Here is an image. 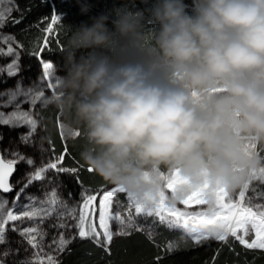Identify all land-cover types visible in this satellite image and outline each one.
Masks as SVG:
<instances>
[{"label":"clouds","instance_id":"9594fccd","mask_svg":"<svg viewBox=\"0 0 264 264\" xmlns=\"http://www.w3.org/2000/svg\"><path fill=\"white\" fill-rule=\"evenodd\" d=\"M187 7L157 0L151 33L140 11L118 12L114 30L106 14L82 23L44 102L62 115L66 138L82 139L88 168L149 206L162 192L178 206L196 190L211 206L220 189H241L264 168V0ZM79 49L93 51L77 58ZM177 171L186 183L165 191Z\"/></svg>","mask_w":264,"mask_h":264},{"label":"snow or ice","instance_id":"6c2138e0","mask_svg":"<svg viewBox=\"0 0 264 264\" xmlns=\"http://www.w3.org/2000/svg\"><path fill=\"white\" fill-rule=\"evenodd\" d=\"M9 5L12 0H8ZM14 9L11 6L5 7L4 0H0V27H3L6 18ZM60 17L58 15H52V23L48 24L45 32H51L53 24H55ZM19 23V21H13ZM4 37V40H7ZM58 41H52L51 47H49L50 41L48 37L44 38V47L40 51L50 53L56 50V44ZM14 49L11 45L7 48L5 53L3 49H0V56H12ZM40 63L43 66V76L47 81V87L52 88L54 91V83L51 79L53 63L41 60ZM8 75L14 76L17 69V60H13L8 66ZM18 70V69H17ZM17 95H23L30 97V100L25 102L34 105L36 101L45 97L44 91L32 90L25 91L19 86L15 93H12L9 97V103H13L17 99ZM19 108V104L16 105ZM13 122H20L30 126V131L34 133L37 128V121L29 113V111H13L7 118H4V114L0 112V124H11ZM79 135V133L77 134ZM26 139V137H24ZM251 147L256 148L255 145ZM68 154L67 147H64L62 153L56 156L54 162L45 164L36 170L29 176L27 183L20 188L19 195L24 193L26 188L36 181H45V174L55 170L54 175L58 174H76L78 169L76 167H65L62 162L65 156ZM24 158L21 157V160ZM15 160L5 161L0 158V190L3 193H10L13 191V186L9 183V178L14 171ZM28 165H33L34 161L31 158L26 160ZM89 173H92L91 168H87ZM264 181V168H260L253 173V179ZM78 180V178H77ZM242 187L238 194L236 191L230 192L225 189L218 191L217 199L211 206H206L207 201L203 197L201 190L193 191L192 194L183 200L180 204L184 207L169 206L165 202V193L160 194L159 200L155 201L152 205H146L145 203L135 200L130 194H127L128 211L127 215H123L117 212L115 215L112 212L113 198L117 196V193H125V190L120 186L112 187L110 190L101 188L96 194H90L89 189L84 188L81 193L82 204L69 207L68 204L60 199L58 193L53 190L50 196L46 192L48 197L45 200L39 201L40 207L34 206V203H30L28 210L21 211L19 215L14 214L12 210H5L8 201L0 197V244L6 241V225L9 221H20L23 219L32 220L35 217H40L39 223H43L45 217H52L55 215L56 219L60 222L53 224L54 228H68L69 225L64 222L66 220L73 221L72 227L78 230V237L81 239L91 238L93 242L102 246L105 251H108L109 246L114 236H128L133 229L137 231H143V229L137 224L139 218H152L153 222H159L162 225H166L168 228H176L184 230L187 235L195 244H200L209 238H214L217 241L227 243L230 238L238 241L240 245L245 249H260L264 250V203H253L252 197L246 196V190L249 189L251 182ZM186 179L182 177L179 172L168 174V178L165 183V191L174 192L177 186L185 184ZM82 186V185H81ZM83 187V186H82ZM206 187V185H205ZM102 192V195L100 193ZM257 195L264 199V192L257 193ZM97 196H100L98 209L93 203L97 200ZM31 199V198H30ZM117 202V207H119ZM196 206V207H193ZM134 209V214H133ZM98 213V227L96 223ZM115 222L118 225V230L113 232L111 229V223ZM99 229V230H98ZM13 231H17L16 226H12ZM102 230V231H101ZM250 233H254V238L249 237ZM20 235L25 238L28 245L32 249H36V259L31 261H24L21 264H61L57 255L45 253L43 236L45 233L39 227L24 228ZM40 238L39 240L37 238ZM151 238V233H149ZM75 239V237H73ZM52 243L56 246L55 252L58 254L65 250V247L71 243V240L66 239L64 234H59V240L53 238ZM51 248V246H49ZM179 248V243H168L167 251L171 252ZM8 253L4 252L2 255L6 256ZM42 257H46V262ZM160 257H157L159 260ZM0 264H4L0 259ZM213 264H215V257H213Z\"/></svg>","mask_w":264,"mask_h":264},{"label":"trees","instance_id":"16d2710c","mask_svg":"<svg viewBox=\"0 0 264 264\" xmlns=\"http://www.w3.org/2000/svg\"><path fill=\"white\" fill-rule=\"evenodd\" d=\"M16 11L5 21V28L20 44L22 54L23 75L27 78L35 77L39 73V61L50 58L62 68L64 59L61 53L67 39V35L75 31L82 23L91 25L92 18L101 14L109 16L107 27L114 30L112 20L117 18V13L143 12L142 30L151 33L159 30V23H150V9L157 0H14ZM90 5L87 13L81 12L83 3ZM188 5L186 11L192 14L193 0H184ZM52 15H58L60 19L53 24L51 32H45L48 24L52 23ZM13 21H19L14 23ZM48 37L51 47L52 41H58L56 50L46 53L40 51L44 47V38ZM120 44L126 41L117 37ZM93 49L77 50V58L87 55ZM96 51H106L96 49ZM122 57H117L120 59ZM9 78L0 74V90L7 86ZM41 129L38 138L45 145L49 155H60L67 147L68 154L62 164L65 167H76V174L54 175L64 197L75 198L84 188L98 191L111 184L104 181L94 171L89 173L87 166L80 158V138H68L64 140L60 134L58 122L63 120L62 115L53 107H41L38 110ZM14 135V131L0 126V147L5 145ZM258 151L263 153L264 149ZM78 178V180H77ZM255 181L251 182L253 185ZM256 184V183H255ZM83 187H82V186ZM264 188L257 185L254 190L249 188V195L261 193ZM156 233L151 235L145 231L133 229L128 236H116L108 251L102 246L96 245L91 238H75L71 244L57 257L61 264H264V250H249L230 238L227 243L206 240L195 244L190 237L182 233L166 228L158 221L153 222ZM179 243V248L171 252L167 251L168 243ZM157 257H160L157 260ZM4 264H15L10 260H3Z\"/></svg>","mask_w":264,"mask_h":264},{"label":"rangeland","instance_id":"374dc122","mask_svg":"<svg viewBox=\"0 0 264 264\" xmlns=\"http://www.w3.org/2000/svg\"><path fill=\"white\" fill-rule=\"evenodd\" d=\"M4 6L8 7L11 6L14 10L10 13V15L6 18V20L16 11V4L14 0H12V3L9 5L8 0H4ZM5 20V21H6ZM4 37H7V40H4ZM11 45L13 47L14 54L12 56H0V74H2L4 77L9 78V82L7 86H5L2 90H0V112L4 114V118H7L13 111H29V113L33 116L34 119L37 121V128L34 133L30 131V126L20 123V122H13L11 124H0V126L7 127L14 131V135L8 140V142L5 145L1 144L0 147V155L1 158L5 161L8 160H15L16 163L14 164V171L12 175L9 178V183L13 186V191L10 193H3L2 190H0V197L3 199H6L8 201V204L5 206V210H12L14 214L19 215L21 211L28 210V206L30 203H34V206L39 208L40 204L39 201L45 200L48 197H46L45 193L47 192L50 196L51 191L55 190L60 199L65 201L68 206L71 208L75 205L82 204L81 200V193L83 190L79 192V195L75 198L71 197H64L63 193L60 190V187L56 181H54V171L52 170L45 174V181H36L33 182L32 185L28 186L24 193L19 195V198L17 199V194L20 192V188L23 187L31 174H33L36 170H38L40 167L44 166L47 163L54 162L57 155H49V152L47 151L45 145L42 143V141L38 138V134L40 131V118L38 115V109L41 107H44L45 99L52 94L53 89L47 87V81L45 80L43 76V66L39 61V73L32 78L25 77L23 73V65H22V54L20 49V44L16 40L15 36L11 34L9 31L5 28V22L3 27H0V49H3L4 52H7V48ZM13 60H17V69H14L15 75L9 76L8 75V64L12 63ZM46 62L53 63V69L52 71V81L55 82L57 74H63V72L60 71V68H58V65H56L53 60L50 58L48 59H42ZM18 86L25 90H32L35 91H44L46 93L45 97L41 98L40 100L36 101L34 105H30V103L25 102L26 100H30V97H25L23 95H17V99L13 103H9V97L12 93H15L17 91ZM17 104H19V108H17ZM62 121L60 120L58 122V127L60 134L64 140L68 139L64 136L61 128L60 123ZM26 137V139H24ZM258 151V149H257ZM264 153V152H263ZM21 157L24 159L21 160ZM28 158L33 159L34 164L28 165L26 163V160ZM255 183L257 185L264 184V181H260L258 179H254ZM258 182V183H257ZM253 183V185H250L249 188L254 190V187L256 184ZM116 185L111 184L110 186L105 187L107 190H110L112 187H115ZM240 189L236 190V193L238 194V191ZM90 194H96L97 191L89 190ZM264 192V191H263ZM102 195V192L100 193ZM246 196L253 198V203H264V199H261L256 193L252 192L250 195L246 190ZM31 198V199H30ZM100 196H97V200L93 203L96 205L98 209ZM117 202L119 203V207H117ZM177 207H184L183 205L179 204ZM196 207V206H193ZM128 211V204H127V193H117V196L113 198V206H112V212L115 215L117 212L127 215ZM134 214V209H133ZM41 220L40 217H35L32 220L23 219L20 221H9L8 225H6V241L3 244H0V259L2 260H10L14 262L15 264H21V262L24 261H31L36 259L35 253L37 252L36 249H32L30 245L27 244L24 237L20 235V232L24 228L28 227H39L42 229V231L45 233L43 236V243H44V249L43 251L48 254L52 255H58L55 252V245L52 243L53 238H55L57 241L59 240V234H64L66 239L71 240V242L74 240L73 237H78V230L72 227L73 221L66 220V222L69 227L68 228H54L52 227L53 224H56L60 221H58L53 215L52 217H45L43 220V223H39ZM97 227H98V213H97V219H96ZM137 224L145 231L146 233H151V235L156 233V228L154 223L150 220V218H139L137 220ZM17 227V231L12 230V226ZM166 228H168L166 225H164ZM111 229L113 232H116L118 230V225L115 222L111 223ZM171 230H176L185 237H187V233L182 229H176V228H168ZM99 230V229H98ZM102 231V230H101ZM116 236L113 237V239ZM189 237V236H188ZM249 239L254 238V233H250ZM40 239L39 237L37 238ZM209 240L217 241L214 238H209ZM239 243V242H238ZM69 243L65 249L70 245ZM51 246V248L49 247ZM244 247V246H243ZM249 250H260V249H249ZM4 252H7L8 254L6 256L2 255ZM46 262V257H42Z\"/></svg>","mask_w":264,"mask_h":264},{"label":"flooded vegetation","instance_id":"af4514ba","mask_svg":"<svg viewBox=\"0 0 264 264\" xmlns=\"http://www.w3.org/2000/svg\"><path fill=\"white\" fill-rule=\"evenodd\" d=\"M254 182V181H253ZM258 183V182H257ZM259 186H261L262 188H264V184H261V185H259Z\"/></svg>","mask_w":264,"mask_h":264},{"label":"water","instance_id":"95a60500","mask_svg":"<svg viewBox=\"0 0 264 264\" xmlns=\"http://www.w3.org/2000/svg\"><path fill=\"white\" fill-rule=\"evenodd\" d=\"M0 158H1V155H0Z\"/></svg>","mask_w":264,"mask_h":264}]
</instances>
